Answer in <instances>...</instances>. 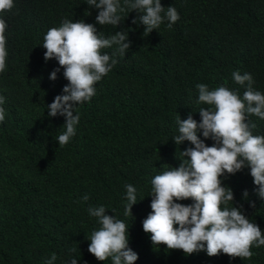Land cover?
<instances>
[{
	"label": "trees",
	"instance_id": "16d2710c",
	"mask_svg": "<svg viewBox=\"0 0 264 264\" xmlns=\"http://www.w3.org/2000/svg\"><path fill=\"white\" fill-rule=\"evenodd\" d=\"M87 0H14L6 20V69L0 73L5 120L0 122V264H113L88 251L91 234L101 225L88 209L104 206L129 228L135 264H264V245L253 246L249 259L230 258L206 250L186 255L182 250L154 246L143 220L152 211V179L179 167L178 118L201 120L197 84L210 90L224 86L241 99L247 91L232 73H250L255 91L264 94V0H161L173 6L179 20L144 35L133 23L138 12L121 13L119 27L96 22L99 9ZM91 12L90 15H86ZM162 13V15H165ZM64 20H83L105 38L123 30L131 47L125 55L116 46L103 51L117 60L95 85L90 101L77 106L76 135L62 147L55 138L66 118L51 117L47 108L64 94L68 81L53 58L45 60L44 37ZM59 68L57 79H50ZM76 113L74 112V115ZM253 135H264V119L248 115ZM201 139L211 146L214 140ZM223 179L234 191L230 206L240 207L264 233V198L257 192L250 168ZM137 190L133 215H125L126 185ZM247 190L248 196H244ZM88 196L87 200L83 197ZM191 204V199L177 201ZM255 206H252V203ZM75 249V251H71Z\"/></svg>",
	"mask_w": 264,
	"mask_h": 264
},
{
	"label": "clouds",
	"instance_id": "9594fccd",
	"mask_svg": "<svg viewBox=\"0 0 264 264\" xmlns=\"http://www.w3.org/2000/svg\"><path fill=\"white\" fill-rule=\"evenodd\" d=\"M89 8L99 9L96 22L102 26L119 27L121 13L138 12L133 23L144 26V35L159 29L165 20L171 28L179 20V13L173 6L165 7L161 0H87ZM14 0H0V13L11 11ZM165 13V15H162ZM91 12L86 11V15ZM6 20L0 18V73L6 69L7 30ZM129 33L116 31L108 38L103 31L83 20H64L59 27L50 28L43 42L46 49L45 60L55 58L64 69L68 81L63 93L57 95L48 115H62L66 118L64 131L58 137L59 146L68 144L76 135V125L80 116L77 106L90 101L96 94L95 85L106 76L117 60L105 53L104 49L116 46L120 55H125L131 47ZM59 68L52 71L50 79L56 80ZM234 81L240 85L247 82L243 99L227 87L210 90L208 85L199 83L198 102L208 105L198 112L197 121L189 114L187 119L178 118L179 135L173 138L179 146L189 141L193 147L181 150L179 167H172L156 175L152 181V211L143 220V230L151 234L154 246L164 245L168 250H182L186 255L206 250L209 256L221 253L235 259H251L252 247L264 245V233L257 223L250 222L242 211V206H230L235 201L234 191L223 183L224 177L234 175L245 167L250 168L258 195L264 198V135H253L255 124L247 122L248 115L264 119V94L252 87L254 80L250 73H232ZM5 98L0 96V105ZM74 112L76 113L74 115ZM5 120V109L0 107V122ZM204 138H211L209 146ZM127 205L125 215H133V205L137 201V190L126 185ZM244 196H248L247 190ZM84 200L88 196L83 197ZM191 199L193 203L177 201ZM255 206V203H252ZM97 218L101 227L90 237L88 251L97 260L111 258L113 264H135L138 253L129 247V228L122 220L109 215L104 206L88 209ZM75 251V249H71ZM57 255H51L48 264H53ZM71 264H78L73 258Z\"/></svg>",
	"mask_w": 264,
	"mask_h": 264
}]
</instances>
